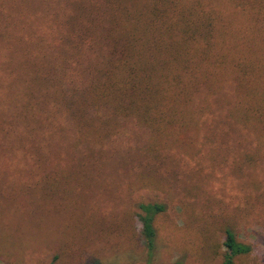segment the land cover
<instances>
[{"label": "trees", "instance_id": "16d2710c", "mask_svg": "<svg viewBox=\"0 0 264 264\" xmlns=\"http://www.w3.org/2000/svg\"><path fill=\"white\" fill-rule=\"evenodd\" d=\"M5 1L0 10L16 14L0 18V36L28 73L7 93L19 124L35 117L43 131L67 118L74 143L101 146L128 120L148 131L153 157L157 143H230L232 128L264 144V0H19L17 9ZM29 10L51 11L50 28L27 31ZM48 130L33 139L29 127L24 140H44ZM137 208L151 264L154 219L166 206ZM224 236L222 264L250 252L232 227Z\"/></svg>", "mask_w": 264, "mask_h": 264}, {"label": "rangeland", "instance_id": "374dc122", "mask_svg": "<svg viewBox=\"0 0 264 264\" xmlns=\"http://www.w3.org/2000/svg\"><path fill=\"white\" fill-rule=\"evenodd\" d=\"M14 14L0 10V18ZM25 20L40 33L51 11L29 10ZM10 48L0 36V264H146L140 203L166 206L154 219L151 264H222L227 227L251 248L233 264H264V144L232 128L230 143H155L153 157L148 131L128 120L100 146L74 143L63 117V128L46 127L45 141H25L29 127L33 139L46 128L16 119L7 93L28 73ZM223 96L225 110L233 89Z\"/></svg>", "mask_w": 264, "mask_h": 264}]
</instances>
